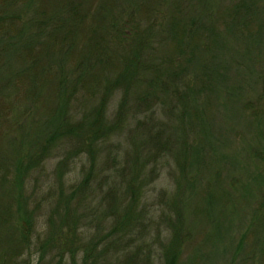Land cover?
<instances>
[{
	"label": "trees",
	"instance_id": "obj_1",
	"mask_svg": "<svg viewBox=\"0 0 264 264\" xmlns=\"http://www.w3.org/2000/svg\"><path fill=\"white\" fill-rule=\"evenodd\" d=\"M167 1L0 0V54L11 57L8 68L0 64V250L4 247L0 264H17V260L31 264L34 254H37L36 264H64L66 257L70 264H76L77 260L79 264H109L104 260L109 245L116 246L131 230L141 229L143 217L137 204L157 177L158 163L173 155L192 172L190 178L201 168L206 154L199 139L203 135L199 131L203 125L201 114L213 103L209 92L216 84L212 82L223 72L220 70L219 74L215 66L209 73L201 70L193 76L194 85L186 86V92L176 89L181 64L188 60L190 51L177 40L175 29L181 23V32L189 33V40L196 39L193 45L203 41L201 47L197 45L198 49L208 52L207 59L212 60L211 53L216 47L210 42L217 28L214 22L205 28L208 42L203 37L205 25L198 14L190 15L188 23L176 19L174 11L161 16ZM167 17L168 23L172 22L168 30L176 44L170 54L161 58L155 48L160 40L154 33ZM243 30L241 33L247 39L255 38L247 26ZM194 33L199 36L196 38ZM186 44L191 45L187 41ZM21 58H24L22 63ZM260 58L264 71V52ZM199 77L203 82L198 86ZM144 84L147 87L137 90L133 97L132 89ZM155 91L156 94H151ZM159 95L169 97L173 103L180 101L183 108L189 106L190 99H200L201 108L196 103L195 122L187 124L189 130L196 128L194 139L190 143L182 136L172 139L167 136V130H172L169 124L146 117L133 127L141 129L143 136L121 142L118 137L130 118L129 101L135 100L139 114L146 112L150 116L154 108L147 106L146 100ZM115 96H120L118 104L108 115V106ZM39 106L44 110V121H30L29 116ZM130 120L135 122L132 117ZM29 132L36 137L30 138ZM109 142L119 146L109 151L102 178L94 179L97 156L110 146ZM129 143H132L131 152H122ZM66 146L72 151L58 163V182L71 155L84 153L89 158V168L84 177L70 184L67 194L58 190L46 237L38 241L34 212L28 204L39 206L41 202L29 191L28 181L45 158L51 157V147ZM33 182L35 185L36 181ZM92 182L97 183L91 186ZM203 191L199 201L206 206L204 210H213L211 190ZM95 194L99 197L95 208L106 207V210L99 218L91 219L96 233L84 244L79 230L83 218H74L73 212L82 206L91 217L86 199ZM55 215L57 222L52 220ZM182 222L178 218L174 224L183 227ZM170 228L173 234L163 246L161 256L163 264H178L183 244L181 230L174 225ZM215 228L220 229L219 224ZM133 258L136 256L127 259ZM140 261L150 264L149 257Z\"/></svg>",
	"mask_w": 264,
	"mask_h": 264
},
{
	"label": "rangeland",
	"instance_id": "obj_2",
	"mask_svg": "<svg viewBox=\"0 0 264 264\" xmlns=\"http://www.w3.org/2000/svg\"><path fill=\"white\" fill-rule=\"evenodd\" d=\"M171 11L176 12V19H182L185 23H188L190 15L198 14L201 24L205 25L203 37L207 40L209 37L205 28L213 22L217 28L213 30L214 39L210 42L216 47L211 53L212 60L207 59L208 52L198 49L203 41L193 45L196 39L189 40V33L181 32V23L175 29L177 40H181L183 47L190 51L186 58L188 60L183 66L181 64L182 72L178 74V78L175 77L178 79L176 89L186 92V86L194 85L193 76L199 75L201 70L202 73H209L215 66L218 72H223H219L220 78H214L215 81L212 82L216 84L209 92L210 102L213 103H210L206 111L202 110L201 114L203 125H200L199 131L203 135L199 139L206 154L200 163L201 168L191 178L192 172L183 167L184 164L178 158L171 157L173 155L158 163L157 177L146 187L144 196L137 204L143 217L141 229L131 230L116 246L110 244L104 260L109 264H143L140 260L149 257L150 264H163L162 249L173 234L170 225H174L175 228L179 227L178 231L181 230L183 243L178 264H264V71L260 67V57L264 52V0H169L164 3L161 16ZM167 19L168 17L161 21L162 25L154 33L160 40L159 47L155 45V48L161 58L170 54L169 51L176 44L168 30L172 22L168 23ZM246 26L257 40L253 37L247 39L242 35ZM194 34L196 38L199 36ZM4 35L7 36L8 33L4 31ZM186 41L191 45H187ZM24 58L29 60L27 56ZM24 58L20 59L21 63ZM202 60L204 62H200ZM206 60L209 62L206 63ZM0 64L8 68L11 57L0 54ZM145 75L148 76L147 73ZM202 82L199 77L198 86ZM144 87L147 84L133 88V97L137 90ZM170 88L171 85L168 89ZM156 93L157 91L151 94ZM166 96L162 98L159 95L146 100L147 106L154 108L150 116L146 112L139 114L135 100L129 99L127 112H130L129 117L135 122L127 118L121 137H118L120 141L128 143L131 139L142 137V130H134L133 127L137 121L148 117L150 120L157 119L169 124L172 130H167L168 137L181 139L182 136V139L190 143L196 136V128L189 130L187 124L195 122L196 103L201 108L200 99H190L189 106L183 108L180 101L173 103ZM119 97L111 99L108 115L115 111ZM40 107L29 116L30 121H44V110ZM33 136L36 137L35 133ZM33 136L29 132V137L34 139ZM108 144L110 146L101 150L97 156V177L94 179L102 178L109 151L119 146V143ZM131 145L129 143L126 148H122V152H131ZM52 148L49 154L51 157L45 158L40 168L31 173L28 181L29 191H33L41 202L39 206L31 202L28 204V208L34 212L38 241H43L46 237L48 219L54 200L58 197V190L67 194L70 184H74V180L80 176L84 177L90 164L84 153L71 155L58 182V163L70 155L72 148ZM33 181H36L35 185ZM96 183L92 182L91 186ZM203 190H211L210 195L215 205L213 210H204L206 206L199 201ZM98 198L95 194L86 199L85 206L92 210L91 217L82 206H78L76 212H73L74 218H83L79 222V230L83 234L84 244L96 233L95 222L92 224L91 219L94 221L106 210V207L95 208ZM72 207L75 209L74 204ZM178 218L183 221V227L174 224ZM52 220L57 222L56 215ZM218 224L220 229L216 230L215 226ZM103 229L106 227L103 226ZM99 231L101 232V228ZM1 251H4V247ZM36 255H32L31 264H36ZM130 255H135L136 258L128 260ZM63 263L70 264L69 258L66 257ZM17 264L26 262L17 260ZM76 264H79V260Z\"/></svg>",
	"mask_w": 264,
	"mask_h": 264
}]
</instances>
